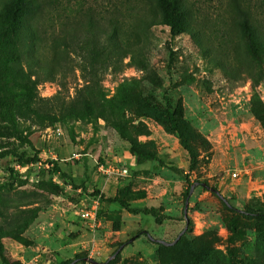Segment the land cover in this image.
<instances>
[{"label": "rangeland", "instance_id": "rangeland-1", "mask_svg": "<svg viewBox=\"0 0 264 264\" xmlns=\"http://www.w3.org/2000/svg\"><path fill=\"white\" fill-rule=\"evenodd\" d=\"M6 1L0 0V9ZM183 4L190 34L175 37L153 2L125 19L119 12L126 49L145 48L148 64L107 67L95 77L79 68L77 58L65 56L64 39L85 33L92 20L110 30L109 0H64L59 11L37 8L25 15L27 39L17 67L39 81L43 111L62 113L71 103L91 100L100 116L49 127L20 121L42 150V161L0 159V264H73L78 257L98 263L74 264H264V218L229 206L264 210V59L253 56L240 23L249 17L264 39V0ZM102 9L108 12L100 19ZM143 12L156 23L148 27ZM107 99L115 103L112 109H105ZM181 100L200 153L193 171L189 152L157 117ZM132 141L156 151L164 163H138ZM55 162L68 177L49 171ZM124 163L125 176L99 170ZM183 172L219 192L199 184L187 218L190 182ZM102 195L121 197L132 208L156 206L173 218L159 224ZM87 210L95 217L84 216ZM186 226L177 245L163 248L154 240L173 241ZM137 230L149 235L134 238ZM129 240L109 259L115 245Z\"/></svg>", "mask_w": 264, "mask_h": 264}, {"label": "trees", "instance_id": "trees-1", "mask_svg": "<svg viewBox=\"0 0 264 264\" xmlns=\"http://www.w3.org/2000/svg\"><path fill=\"white\" fill-rule=\"evenodd\" d=\"M63 1L7 0L0 9V159L10 156L20 165L36 164L42 161V150L35 146L30 135L21 127V120L36 119L44 126L49 127L58 123L67 124L71 120L93 121L100 116L96 113V106L91 100H85L80 105L71 103L62 113H47L43 111V108L39 105L41 101L39 81L32 78V73L17 67V64L22 59V49L27 39L25 15L37 8L59 11ZM109 2L113 8L108 23L111 25L110 30L105 29L100 22L92 20L85 33L73 32L70 39H64L65 56L77 58L79 68L92 77L97 76L100 70L102 71V69L107 67H111L115 71H122L130 65L145 68L148 64L149 54L145 48L138 46L135 51L126 49L127 47H125L121 38L124 33L125 20L120 18L119 12L125 19L126 16L138 14L136 7L143 11L145 2L148 5L153 2L161 11V23L169 28L173 37L183 33L190 34L189 18L183 0H109ZM122 6L126 7V9L122 10ZM69 9L73 11L71 7ZM105 12L108 11H99L97 13L98 17L103 19ZM60 13L61 11L58 12L59 15ZM144 13L141 14V18L148 27L156 23L153 15ZM240 23L242 37L248 43L253 56L258 60H263L264 39L259 35L257 28L249 17H244ZM127 58L129 59L128 61L126 60ZM107 101L105 109H112L115 103L110 99H107ZM157 117L169 132L177 134L181 145L190 154V169L192 171L196 170L200 163V153L191 143L195 128L185 116L183 101H179L173 110L158 111ZM131 153L136 157L138 163L155 160L164 163L156 151L146 148L137 141H132ZM10 171L12 175L16 174L15 167H11ZM49 171L53 174L60 173L62 176L68 177L67 173L61 169L57 162L54 163L53 168ZM182 174L190 182V186L186 191V199H188L192 185L196 182L203 185L204 182L199 180L190 181L189 176L185 172ZM204 187L208 188V186ZM102 196L103 200L119 202L127 210L135 214L152 215L159 224L173 218L156 206L132 208L121 197ZM224 200L229 204L226 197ZM229 206L232 210L238 211L242 215L264 218V210L254 211L241 209L235 205L229 204ZM145 233L149 235L147 230H137L134 238H138ZM182 237L172 245H165L156 240L155 242L166 248L177 245ZM130 241L118 245L128 244ZM85 258L78 257L73 261L85 263Z\"/></svg>", "mask_w": 264, "mask_h": 264}, {"label": "water", "instance_id": "water-1", "mask_svg": "<svg viewBox=\"0 0 264 264\" xmlns=\"http://www.w3.org/2000/svg\"><path fill=\"white\" fill-rule=\"evenodd\" d=\"M199 185V182H196L195 184H193L192 185V187H191V190H190V195H189V197H188V199L186 200V204H185V216H186V218L188 217V208H189V202H190V196L192 195V193L194 192V190H195V188L197 187ZM203 185L204 186H208V188H211L212 190H214V191H217L218 192V190L217 189H215V188H212V187H210L206 182H204L203 183ZM219 193V192H218ZM223 197V199H225V197L224 196H222ZM187 229H188V226H186L185 227V229L178 235V237L175 239V240H173V241H167V240H164V239H161V238H154V240H156V241H158V242H160V243H163V244H165V245H172V244H175L185 233H186V231H187ZM134 240V238L132 239V241ZM125 247V244H122V245H115L114 247H113V249L111 250V256L109 257V259H112V258H114V257H116V255H117V253L118 252H120L123 248ZM86 260H89V261H91V262H93V263H98V261H96L95 259H92V258H88V257H86L85 258ZM103 259H105V257L103 258ZM75 263V261H73V264Z\"/></svg>", "mask_w": 264, "mask_h": 264}, {"label": "built area", "instance_id": "built-area-1", "mask_svg": "<svg viewBox=\"0 0 264 264\" xmlns=\"http://www.w3.org/2000/svg\"><path fill=\"white\" fill-rule=\"evenodd\" d=\"M99 170L104 174H118V175H128L129 168L127 164L124 163L122 165H111V164H103L99 166ZM84 216L88 218H94L95 215L90 211H84Z\"/></svg>", "mask_w": 264, "mask_h": 264}]
</instances>
